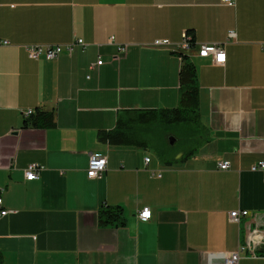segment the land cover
<instances>
[{
    "label": "crops",
    "instance_id": "obj_1",
    "mask_svg": "<svg viewBox=\"0 0 264 264\" xmlns=\"http://www.w3.org/2000/svg\"><path fill=\"white\" fill-rule=\"evenodd\" d=\"M189 31L195 45L182 49ZM158 40L170 45L156 47ZM70 44L73 53L53 61L31 60L26 50ZM204 45L221 46L226 62L200 57ZM184 56L197 71L208 133L195 154L163 165L150 158V145L101 141L125 111L179 106ZM39 110L55 113L53 128L24 127L28 111ZM93 154L108 158L94 180ZM223 161L229 170L219 168ZM260 161L264 0H0L4 264H224L219 255L264 231V172L251 171ZM34 163L43 167L40 178L27 181ZM104 206L121 207L125 225L100 227ZM147 207L152 218L142 221ZM237 210L249 216L234 223ZM263 250H246L240 264H264Z\"/></svg>",
    "mask_w": 264,
    "mask_h": 264
},
{
    "label": "trees",
    "instance_id": "obj_2",
    "mask_svg": "<svg viewBox=\"0 0 264 264\" xmlns=\"http://www.w3.org/2000/svg\"><path fill=\"white\" fill-rule=\"evenodd\" d=\"M188 35L191 37L190 44L193 47L195 37L192 31ZM180 81V103L172 109L158 110H138L125 111L117 120L115 129L101 133V141L112 147H143L152 145V134L159 127L177 128L182 133L186 142L190 143V148L181 159L166 164H177L186 162L191 158L198 148L207 139V130L201 123L199 112V83L198 75L194 63L186 56L183 57L182 67L179 74ZM55 113L53 111L39 110L33 116L25 120V128L48 129L55 126ZM100 227H122L125 225V218L121 207L104 206L98 214ZM264 252V251H263ZM0 264H4L0 254Z\"/></svg>",
    "mask_w": 264,
    "mask_h": 264
},
{
    "label": "built area",
    "instance_id": "obj_3",
    "mask_svg": "<svg viewBox=\"0 0 264 264\" xmlns=\"http://www.w3.org/2000/svg\"><path fill=\"white\" fill-rule=\"evenodd\" d=\"M223 4L228 6H234L235 0H220ZM184 42L181 45L182 49H189L191 47L190 40L191 37L188 33H185ZM114 39H111V42ZM7 44V42L5 43ZM78 46H85V43L82 39L77 41ZM75 44H70L67 47L62 46H28L26 48L28 57L31 60H41L45 59L48 61H53L59 59L63 53H68L71 55L75 49ZM154 45L156 47H167L170 45L168 40H158L155 41ZM120 52L123 56H125L128 52V46L123 45L120 46ZM199 56L202 58L212 57L215 64H224L226 62V53L221 46L218 45H204L202 46ZM117 59H119L117 57ZM104 64V62L98 61L96 65H92L91 69L95 66L100 67ZM90 78V77H88ZM34 111H28L27 116L34 115ZM151 161L150 158H146V164H149ZM108 166V158L106 155L103 154H93L89 160V167L87 170V175L89 179H100L102 175L106 172ZM219 168L221 170H229L231 168V163L228 161H223L219 163ZM43 167L39 164H30L27 169L25 170V178L27 181H36L40 178L41 172ZM251 170L253 172L257 171H264V162H259L258 164L254 165ZM152 177H162L161 175H156L155 172H151ZM9 214L8 211L3 210V199L0 195V218L5 217ZM249 216V212L247 211H233L230 214V220L232 222H239L242 217ZM152 218V211L150 208H144L139 213V219L142 221H149ZM264 243V234L261 232L256 231L255 234L250 237L247 246H242L236 252L231 253L230 255L221 254L219 257L223 259L224 264H240L241 261V254L244 253L246 250H255L259 245Z\"/></svg>",
    "mask_w": 264,
    "mask_h": 264
},
{
    "label": "rangeland",
    "instance_id": "obj_4",
    "mask_svg": "<svg viewBox=\"0 0 264 264\" xmlns=\"http://www.w3.org/2000/svg\"><path fill=\"white\" fill-rule=\"evenodd\" d=\"M151 136H152L151 137L152 145L148 149L149 156L150 158H153V157L158 158L163 165H165L166 162H175L176 159L180 160L181 158L179 156L183 155L190 148H193V147H190L189 145L190 143L186 142V140L184 139L185 137L182 136V133L177 128L159 127L156 130V132H154ZM171 139H175L176 142L174 144H171ZM260 162H264V161H260ZM177 164H181V163H177ZM260 172H264V171H260ZM239 222H234V223H239ZM256 231L264 234V231L256 229L250 234L249 239L250 237H252L253 234H255ZM263 245L264 243L259 245L255 250L253 249L252 251L255 252L259 247H262Z\"/></svg>",
    "mask_w": 264,
    "mask_h": 264
},
{
    "label": "water",
    "instance_id": "obj_5",
    "mask_svg": "<svg viewBox=\"0 0 264 264\" xmlns=\"http://www.w3.org/2000/svg\"><path fill=\"white\" fill-rule=\"evenodd\" d=\"M176 142L175 139H171V144H174Z\"/></svg>",
    "mask_w": 264,
    "mask_h": 264
}]
</instances>
